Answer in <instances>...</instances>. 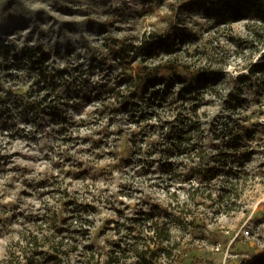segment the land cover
I'll list each match as a JSON object with an SVG mask.
<instances>
[{
	"label": "rangeland",
	"instance_id": "1",
	"mask_svg": "<svg viewBox=\"0 0 264 264\" xmlns=\"http://www.w3.org/2000/svg\"><path fill=\"white\" fill-rule=\"evenodd\" d=\"M203 1L0 0V44L3 50L6 45L12 49L9 58L29 46H44L50 52L49 62L74 68L79 65L88 67V55L99 53L109 40L129 43L133 39L138 42L141 36L156 31L158 35L155 39L163 43L168 34L173 37L177 34L179 46L169 49L162 46L154 58L165 59L177 55L175 62L190 66L174 74L175 77L194 81L197 89L214 92L211 87H215V91L220 92L225 89L227 81L212 83L196 73L200 66L206 64H209L208 68H213L223 47L228 50L225 57L229 61V73L247 71L239 66L244 58L237 52V45L233 41V37L244 29L246 20L233 21L231 27L218 23L215 15L206 13L202 7ZM189 28L192 34H189ZM106 36H109V40H106ZM243 52L247 54V49ZM106 54L109 56L107 62L114 64L113 71H107V78L116 79L127 71L133 73L138 61L134 54L127 58L115 56L108 50ZM28 66L27 60H21L20 65L14 64L10 68L12 75L5 83L12 88V92L1 96L6 101L0 103V259L20 239L26 224L32 225L38 214L42 216L46 204L60 203L66 197L54 183L43 185L32 182V177L37 174H58L71 194H76L78 202H87L93 197L96 199L95 208L86 213L89 217L95 215L94 223L90 226L89 236L82 234L81 241L85 251L94 249L96 253H104L105 261L101 264H140L135 255L120 251L136 242L142 245L143 236L153 233L147 223L143 225L142 235L137 240L130 235L123 238L122 233L126 229L119 232L116 226V220L122 214L120 209L136 217L147 216L149 220L153 219V215L165 217L171 220L169 225L177 241L180 240V245L187 242L196 245L182 259L177 258L181 259L179 263H175L176 257L170 259L161 252L159 258L163 264H247L253 253L264 251V95L255 97L248 94L245 109L249 110L246 124L250 135L244 139L239 153L234 159L230 158L226 165V169H231L228 173L231 180H235L238 172L245 175L238 187L242 203L240 209L230 214L222 213L203 225L196 224V228L206 231H197L192 235L188 223L182 228L174 219L182 213L174 194H177L176 199L180 200V204L199 212H212L217 203L205 198H190L196 183L194 177L175 180L169 186L164 184L163 180L169 176L168 171L162 169L158 162L147 166L150 168L147 173L136 172L132 175L136 161L128 160L131 143L126 136L129 132L137 131L139 125L129 120L126 110L101 112L102 98H113V94L104 89L96 94L94 89L96 82L103 80L102 73L108 65L102 63L100 69L83 76L86 86L80 93L81 97L77 94L82 87L73 76L76 71L69 75L71 102L64 112L75 123L68 124L67 129L62 127L60 113L55 110L44 113L42 128L35 127L34 121L39 114L24 106L25 100L30 99L29 89L34 85L35 71L28 69ZM178 84L176 82V86ZM218 98L215 93L207 96V101L201 105L202 116L205 110L210 116L222 112ZM192 101L180 99L188 108V114H192ZM172 106L169 102L167 114L163 115H172ZM190 117L192 119L193 115ZM85 118L89 121L82 122ZM105 124L113 129L92 136L99 139L97 144L93 143L91 136H87L92 135V131L97 130L98 133L103 130ZM121 125L123 132L118 128ZM166 131L162 127L151 129L149 138L156 135L164 138ZM212 139L210 136L202 138L200 145L213 150L220 139ZM63 151L70 155L64 156ZM187 157L188 152L185 151L169 155L174 169L178 171L183 168ZM126 182L131 183L132 187L122 188L121 184ZM142 200L146 202L141 204ZM153 202L155 204L151 206ZM68 206L67 211L71 214L74 204L69 201ZM138 207L142 210L139 211ZM71 220L75 224V218L71 217ZM217 228L225 231V238L221 239L225 241L214 244L208 238L210 231ZM184 231L186 235L181 239ZM121 241L125 244H122L123 248L116 245ZM114 250L119 253L109 257ZM108 258L112 263L106 261Z\"/></svg>",
	"mask_w": 264,
	"mask_h": 264
},
{
	"label": "trees",
	"instance_id": "2",
	"mask_svg": "<svg viewBox=\"0 0 264 264\" xmlns=\"http://www.w3.org/2000/svg\"><path fill=\"white\" fill-rule=\"evenodd\" d=\"M201 3L208 15H215L218 23L230 26L238 19L246 20L243 23L244 29L232 37L237 45V52L244 58L239 66L247 71L238 74L229 73V61L225 57L228 50L223 47L220 48L219 60L213 68L212 66L208 68L209 64H206L200 66L196 73L198 77L203 76L212 83L227 81L225 89L220 92L215 91V87H211L214 92L200 90L196 88L194 81L175 77L174 74L181 73L184 68L190 66L187 63L185 65L183 62H175L174 58L177 60V55L165 59L154 58L162 46L167 49L179 46L177 34L175 37L168 34L165 39L162 38L163 43L155 39L158 35L156 31L141 36L138 42L132 39L129 43L119 40L110 41L107 39L109 36H106V40L109 41L103 44L105 48L99 53L88 55L90 65L88 67L79 65L74 68L56 66L52 61L49 62L50 52L44 46H29L9 58L12 49L6 45L4 47L6 49L3 50L0 44V103L6 101L1 96L12 92V88L5 83V80L10 79L12 75L10 68L14 64L20 65L21 60H27L28 69L35 71V74L34 85L29 89L30 99L25 100L24 106L39 114L34 121L38 129L43 127L44 113L51 110L60 113L59 118L64 129L68 128V124H74V120L68 118L64 112L71 102L69 75L76 71L73 76L82 87L77 94L81 97L80 93H83L86 86V79L83 76L100 69L102 63L107 64V69L102 73L103 80L96 82L94 89L96 94L103 89L113 94V98L109 99L108 96L102 98V106L99 109L101 112L116 113L117 110H126L129 112V120L139 125L137 131L129 132L126 136L131 143L128 160L136 161L135 172L132 175L136 172L147 173L150 169L148 167L158 162L162 169L168 171L169 176L163 180L164 184L169 186L175 180L194 177L196 183L192 187L190 198H205L217 203L212 212L210 210L199 212L188 208L185 204H180V200L176 199L177 194H174L177 207L182 210V213L174 219H177V223L182 228L188 223L192 235L197 231L202 233L206 231L196 228V224L203 225L222 213L230 214L240 209L242 203L238 187L245 175L238 172L235 180H231L228 174L231 169H226V165L230 158L234 159L239 153L244 139L249 134L246 124L249 110L245 109L248 94L255 97L264 95V0H204ZM188 30L189 34H192V29ZM245 48L247 54L243 52ZM106 50L123 58L134 54L138 61L133 73L127 71L119 74L116 79L107 78V71H113L114 64L107 62L109 56ZM176 82L180 85L176 86ZM208 88L210 89V86ZM213 93L219 97L222 112L210 116L205 110V115L202 116L201 105L207 101V96ZM183 98L193 100L190 106L192 114H188V108L180 102ZM169 102L173 104V114L166 116L163 113L167 114L166 106ZM190 115H193L192 119ZM88 121L87 118L82 119V122ZM157 127L166 129L167 135L164 138L156 135L150 139L151 129L155 130ZM118 128L123 132V125ZM110 129L113 128L105 124L103 130L98 133L97 130L92 131V135L89 134L87 137L91 136L93 143L97 144L99 139H93L92 136ZM208 136L213 137L212 141L220 139L213 150L200 145V140ZM142 140L145 142L141 143ZM184 151L188 152V159L183 162L181 170H175L169 155ZM63 152L64 156L70 155L66 151ZM129 176L131 178V173ZM32 179H34L32 182L43 185L54 183L58 186V190L61 188L62 194L66 197L60 203L46 204L42 216L39 217L38 214L32 225L26 224L20 239L11 245L6 256L0 259V264H101L105 261L103 252L96 253L94 249L85 251L81 241L82 234L89 236L90 226L94 223L95 215L89 217L86 213L95 208L96 199L93 197L87 202H78L76 194H71L68 186H64V179L58 174H45V176L37 174ZM121 186L132 187L131 183L127 182L122 183ZM69 201L74 204L71 214L67 211L70 208ZM142 201L141 204L146 202V200ZM58 204L61 206L58 207ZM153 204L155 203L153 202L151 206ZM137 209L142 210L141 207ZM120 210L122 214L121 218L116 220V226L119 232L126 229L125 233H122L123 238L130 235L137 240L142 235L143 225L147 223L153 232L150 236H143L142 245L135 241L132 246L123 248L125 245L123 241L116 242L119 248H123L120 253L135 255L140 264H163L159 258L161 252L170 259L176 257L175 263H179L187 251L196 246L192 242L180 245V240L177 241L175 232L169 225L171 220L168 221L165 217L153 215V219L149 220L147 216L140 218L126 213L123 209ZM71 217L75 218V224L72 223ZM185 232L180 235L181 239L186 235ZM210 234V238H207L214 244L225 241V239L221 240L225 238V231L222 228L214 229ZM117 253L119 252L114 250L109 257H112V254L114 257ZM179 257L181 259H177ZM106 261L112 263L111 258ZM246 262L264 264V251L253 253Z\"/></svg>",
	"mask_w": 264,
	"mask_h": 264
},
{
	"label": "built area",
	"instance_id": "3",
	"mask_svg": "<svg viewBox=\"0 0 264 264\" xmlns=\"http://www.w3.org/2000/svg\"><path fill=\"white\" fill-rule=\"evenodd\" d=\"M222 264H227V262H224V263H222Z\"/></svg>",
	"mask_w": 264,
	"mask_h": 264
}]
</instances>
